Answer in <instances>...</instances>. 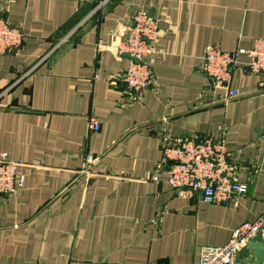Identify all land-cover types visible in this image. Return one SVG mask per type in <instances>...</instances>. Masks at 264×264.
Here are the masks:
<instances>
[{
  "label": "crops",
  "instance_id": "obj_1",
  "mask_svg": "<svg viewBox=\"0 0 264 264\" xmlns=\"http://www.w3.org/2000/svg\"><path fill=\"white\" fill-rule=\"evenodd\" d=\"M141 10L161 35L155 85L136 96L117 45ZM0 16L25 36L0 56V158L25 178L0 195V264H199L264 216V74L241 57L230 84L241 98L220 104L228 91L204 60L264 40V0H0ZM187 136H223L248 187L237 204L178 197L163 171L153 179L163 142ZM240 259L255 264L249 250Z\"/></svg>",
  "mask_w": 264,
  "mask_h": 264
},
{
  "label": "built area",
  "instance_id": "obj_2",
  "mask_svg": "<svg viewBox=\"0 0 264 264\" xmlns=\"http://www.w3.org/2000/svg\"><path fill=\"white\" fill-rule=\"evenodd\" d=\"M130 38L121 40L117 53L128 59L124 84L131 94L142 96L155 85L150 61L157 54L161 35L159 22L148 12L138 11L131 17ZM23 30L0 16V56L18 53L24 46ZM241 57H247L250 74H264V40H258L252 50L239 48L224 52L211 47L205 53V72L210 80L228 91L227 97L217 103L227 104L241 98L239 91L231 89L232 72ZM89 128L99 132L101 122L91 120ZM163 161L153 178L160 182V171L165 172V182L178 197H197L211 205L230 206L248 194V187L235 177L237 166L232 161L224 138L187 136L163 142ZM89 159H93L89 157ZM20 162L7 156L0 158V195L11 196L24 187L25 178L18 174ZM162 169V170H161ZM264 241V216L237 228L230 242L221 248H207L199 264H245L240 255L248 250L251 242Z\"/></svg>",
  "mask_w": 264,
  "mask_h": 264
},
{
  "label": "water",
  "instance_id": "obj_3",
  "mask_svg": "<svg viewBox=\"0 0 264 264\" xmlns=\"http://www.w3.org/2000/svg\"><path fill=\"white\" fill-rule=\"evenodd\" d=\"M255 259V264H264V241L251 242L248 246Z\"/></svg>",
  "mask_w": 264,
  "mask_h": 264
}]
</instances>
